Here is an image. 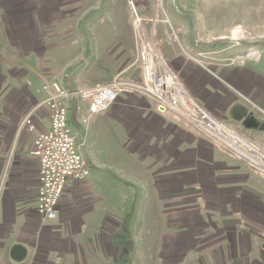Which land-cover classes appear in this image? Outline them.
I'll use <instances>...</instances> for the list:
<instances>
[{"label": "crops", "instance_id": "1", "mask_svg": "<svg viewBox=\"0 0 264 264\" xmlns=\"http://www.w3.org/2000/svg\"><path fill=\"white\" fill-rule=\"evenodd\" d=\"M136 4L140 5V16H157L152 0H136ZM86 12L87 7L83 8L78 0H0V264H102L96 260L98 252L103 257L114 256L110 253L111 219L99 208L102 189L97 178L90 176L91 171L84 180L67 181L54 220L39 217L35 200L38 165L30 153L35 132L29 131L25 122L30 119L36 132L50 126L44 103L47 93L42 90L45 80H62L68 75L73 90L88 88L98 81L106 83L117 74L123 80H140L135 64L139 46L136 38L114 43L104 35L94 37L92 27L86 26ZM148 27L151 25L144 24V29ZM148 34L152 41V34ZM161 51L173 66V59L168 60L166 52ZM194 63L185 61L186 69L184 64L172 69L195 101L264 148V114L260 111L264 112V66H255L247 59L237 69L210 71L200 60ZM103 66L112 68L101 73ZM85 74L98 79L87 82L83 80ZM37 82L41 89L35 87ZM241 97L251 102L256 113L246 117L242 125H233L224 112ZM83 102L88 113L87 102ZM70 103L72 112L74 103L75 111L80 109L77 99ZM106 110L129 137L124 147L152 162L151 180L159 199L165 190L172 192L170 205H175L179 228L165 238L163 244L168 245L157 248L160 262L154 264H264V201L241 188V183L247 181V172L263 178L243 163L242 170L239 165L214 159L213 151L221 152L217 146L157 109L154 100L146 95L121 92ZM73 134L78 141L83 137L80 128ZM83 154L91 168L89 155L85 151ZM185 183L198 185V195L193 200L186 195L188 190L184 191ZM243 195L249 198L241 199L249 213L245 216L240 210L238 217L235 208H220L221 220L232 225L218 226L211 217V211H217L209 208L218 202L230 204L227 200ZM178 196L182 202L177 201ZM184 203L189 205L180 207ZM165 209L168 212L167 206ZM254 211L260 214L261 221H254L259 219ZM242 222L260 228H245Z\"/></svg>", "mask_w": 264, "mask_h": 264}, {"label": "rangeland", "instance_id": "2", "mask_svg": "<svg viewBox=\"0 0 264 264\" xmlns=\"http://www.w3.org/2000/svg\"><path fill=\"white\" fill-rule=\"evenodd\" d=\"M78 1L83 8L87 7L85 22L87 27H92L94 37L104 35L114 43L118 39L128 43L132 38L133 40L136 38L134 11L141 14L140 5L136 4V0ZM152 3L153 10L158 12L155 16L158 23L155 25L152 39L162 56L161 48L166 52L168 60L173 59L171 61L173 66L169 63L171 68L182 67L185 61L190 65L195 64L194 62L198 60L210 71L216 68L237 69L243 66L247 59L255 66H264V0H152ZM183 13H190L193 16L196 25L194 32L190 17L183 16ZM166 19L169 21H165ZM219 40L228 42L216 43ZM5 47L9 49V46ZM186 67L188 66L184 64L183 68ZM80 68L83 69L84 65L82 64ZM111 68L112 66H103L101 73H108ZM96 79H98L96 75L85 74L83 77L87 82ZM36 85L41 89L39 82L35 87ZM70 104L67 106V123L72 132L77 133L78 128L82 132L85 140L82 150L92 161L90 176L97 178L102 189L103 200L99 208L104 209L105 214L110 217L109 223L113 228L110 229L109 240L112 245L110 253L113 252L114 256L107 258L106 254L103 257L98 252L96 260L103 261L102 264L160 262L156 254L157 248L168 245L169 243L163 244L165 238L176 233L179 228L173 211L175 205H170L171 190H165L162 200L159 199L157 187L151 180L154 170L149 167L152 162L147 157L141 158L133 149L124 147L129 137L125 129L109 116L107 110L89 116L83 107V100L77 99L80 109H76L75 113L71 111ZM251 106V102L244 97L238 98L226 107L224 116L233 125H242L246 117L256 113ZM83 118L87 119L86 122L82 120ZM218 148L222 153L215 149L214 159L239 165L242 170L245 168L242 165V163L246 165L245 162L225 155L226 153ZM198 175L202 176L203 173ZM247 175L246 183H241L244 188H241L256 195L258 197L256 199L264 201V180L250 172H247ZM191 178L193 179V176ZM184 186V191L189 192L186 195L193 200L199 191L197 183H185ZM179 193L184 195L183 192ZM178 198L180 199L178 202L183 201L182 197ZM241 199L249 198L243 195L227 200L232 205L236 203L235 207L218 202L209 209L219 213L220 208L226 211L232 207L237 210L235 213L238 217L240 210H243L246 216L249 210L244 209L243 206L246 205ZM220 203L222 205L218 208ZM182 205L189 204L184 203L180 207ZM166 206L168 212L165 211ZM204 210L206 211L205 208ZM217 212L211 211V217L214 216L218 226L232 225L221 220L223 216L219 217L220 213ZM254 213L259 217L254 221H261L260 214L255 211ZM244 222L242 226L245 228H260L257 224L252 226L248 224L249 221Z\"/></svg>", "mask_w": 264, "mask_h": 264}, {"label": "built area", "instance_id": "3", "mask_svg": "<svg viewBox=\"0 0 264 264\" xmlns=\"http://www.w3.org/2000/svg\"><path fill=\"white\" fill-rule=\"evenodd\" d=\"M156 23L155 17H142L134 11L135 37L139 44L135 64L139 67L140 80H123L117 74L106 83L97 82L73 91L66 87L63 78L43 82L50 126L45 131L36 132L30 119H25L28 130L35 132L30 153L38 165L35 200L41 220L56 218L57 205L68 180L80 181L89 175L90 166L82 150L84 138L78 141L67 123V106L75 99L86 101L88 113L92 115L105 111L121 92L146 95L154 100L157 109L184 128L206 137L226 154L245 162L251 172L264 179V148L255 145L195 101L155 41L148 39V33L153 35ZM144 24H150L151 28L144 29ZM253 106L258 108L255 104Z\"/></svg>", "mask_w": 264, "mask_h": 264}, {"label": "water", "instance_id": "4", "mask_svg": "<svg viewBox=\"0 0 264 264\" xmlns=\"http://www.w3.org/2000/svg\"><path fill=\"white\" fill-rule=\"evenodd\" d=\"M183 15H186V16L190 17V19H191V21L193 23V26H194V28H193V32H194V30L196 28V25H195V20H194L193 16L190 13H183ZM225 41L226 40H219V41H216V43H221V42H225ZM226 42H228V40ZM63 80H64V83H65L66 87L70 91H73V85H72V82H71V79L69 78V76L68 75L64 76V79ZM75 108H76V105L74 103V105H73V112L75 111Z\"/></svg>", "mask_w": 264, "mask_h": 264}]
</instances>
